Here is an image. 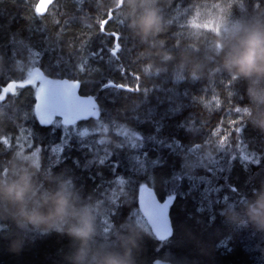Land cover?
<instances>
[{
  "label": "trees",
  "instance_id": "16d2710c",
  "mask_svg": "<svg viewBox=\"0 0 264 264\" xmlns=\"http://www.w3.org/2000/svg\"><path fill=\"white\" fill-rule=\"evenodd\" d=\"M36 1L0 0V140L11 137V144L0 148V177L8 179L27 170L40 190L63 182L79 203L96 204L90 250L128 246L135 264H148L146 257L156 255L155 250L169 264H264V231L230 220L233 213L244 212L253 190L264 183V161L257 165L240 158L241 151L253 156L254 148L264 150V128L255 122L264 105L250 101L246 92L249 81L233 77L222 63L223 52L234 41L237 28L264 23V0H149L162 17L163 30L151 38L163 41L158 47H150L130 26V20L142 10L140 0H87L82 10L75 0H54L43 15L36 13ZM109 16L116 29L109 24L106 31H121L130 41L129 54L124 55H129L133 67L126 75L112 71L108 54L103 60L88 55L99 46V40L105 39L98 31ZM17 32L13 55L9 52L13 48L11 34ZM58 60L62 62L56 67ZM81 62L85 72H63L66 64ZM121 62L127 61L122 57ZM149 62L152 69L145 68ZM31 69L52 81H80L76 84L78 93L95 96L99 115L78 119L76 126L41 125L36 88L29 78ZM107 79L127 88L105 89L101 85ZM227 82L234 85L229 89L235 93L231 98L224 87ZM18 84L25 87L19 89ZM185 90L188 97L183 95ZM214 96L222 109H217ZM177 102H182V109L170 113L169 105ZM230 107L240 108V114L229 113ZM221 118L225 123L229 119L246 120L242 136L246 148L229 143L226 134H207ZM52 119L62 122L58 116ZM151 121L164 125L156 139H149L153 134ZM180 122L182 127L177 126ZM65 128L71 135L62 145L61 163L49 167L56 159L51 146L60 145ZM161 137L168 138L166 143L175 137L185 144L177 145L174 153L156 142ZM189 141L191 146L186 144ZM88 143L91 148L82 146ZM145 150L148 159L143 155ZM229 151L236 153L231 163ZM130 155L135 157L132 161ZM157 158L160 164L155 165L152 161ZM77 159L80 166L73 173L69 168ZM117 162L118 167H114ZM134 168H147L149 180ZM173 169L181 180L162 184L161 176ZM116 176L124 182L117 181ZM237 177L240 182L245 178L246 183L238 195L220 194L222 198L214 208L219 218L215 223L207 220L206 211L196 212L198 206L217 197L208 190L226 186ZM136 181L152 188L159 200L166 198L175 184L177 197L169 210L173 235L169 238L157 240L148 227L137 224ZM117 207L111 231L106 234L101 222ZM222 240L230 242L221 244ZM12 242L15 249L10 247ZM78 245V240L64 232L44 233L39 228L17 225L7 213L0 216V264H72L69 257Z\"/></svg>",
  "mask_w": 264,
  "mask_h": 264
},
{
  "label": "clouds",
  "instance_id": "9594fccd",
  "mask_svg": "<svg viewBox=\"0 0 264 264\" xmlns=\"http://www.w3.org/2000/svg\"><path fill=\"white\" fill-rule=\"evenodd\" d=\"M140 5L142 10L130 20V26L150 47H158L163 41L151 38L163 30L160 12L150 6L149 0H140ZM236 32L234 41L223 52L222 63L233 77L249 81L246 88L249 100L264 105V23L254 22L243 29L237 28ZM219 43L221 49L226 47L222 40ZM168 55L164 53L165 58ZM145 68L152 69V63L146 64ZM255 122L264 128V109ZM95 211L96 204L79 203L77 195L66 183L40 190L27 170L8 179L0 177V216L7 213L17 225L39 228L44 233L64 232L78 240L79 245L69 257L72 264H135L132 248L128 246L122 250H90ZM230 220L250 223L264 231V183L253 190L244 212L233 213ZM10 247L15 249V242Z\"/></svg>",
  "mask_w": 264,
  "mask_h": 264
},
{
  "label": "snow or ice",
  "instance_id": "6c2138e0",
  "mask_svg": "<svg viewBox=\"0 0 264 264\" xmlns=\"http://www.w3.org/2000/svg\"><path fill=\"white\" fill-rule=\"evenodd\" d=\"M75 2L77 4H79L81 10L87 4V0H75ZM109 24L113 25V27L116 29V26L113 24L112 17L109 16L108 19L105 21L104 28L100 29L98 31V35L103 36L105 39L99 40V46L96 49L91 50L88 53V55L92 58L99 57L101 60H103L104 54L105 53L108 54L107 64L112 69V71H118L122 75H126L128 72V69L133 67L132 61L129 59V55L128 56L124 55L125 53L129 54L130 49H129L128 45H129L130 41L124 35V33L121 31H118V30L106 31V28ZM17 35H18V32L11 34L12 40H10V43H13V41L15 40V37ZM178 43H179V41H178ZM28 46L31 47L30 44ZM9 52L11 54L15 55L16 50H15V44L14 43H13V48L11 50H9ZM122 57L127 61L126 63L121 62ZM61 62L62 61L58 60L56 63V67H59ZM85 70L86 69L84 67L83 62L77 63V64H72V65L66 64L65 67L63 68V72H69V73L75 72L77 74L85 72ZM132 79L138 81V77H135L133 75H132ZM79 83H80V81L76 82L77 86L79 85ZM101 86L105 89H108V88L125 89V88H127L124 86V84L114 83V81L112 79H107V83H104ZM24 87H25V85H19V84L17 85V88H19V89H23ZM224 87L226 89V93H227V96L229 98H231L235 95V93L233 91L229 90V89H232L234 87V85L231 82H227L226 85H224ZM0 90H3V88ZM129 91H139V89H130ZM144 91H145V93H147L148 90L145 89ZM167 91L173 92L174 89H168ZM183 95L185 97H188L189 96L188 90H185L183 92ZM216 98H217V96H214L213 100L216 103L217 109H222L221 101L219 103H217ZM88 99L91 100V97H89ZM171 99H172V97H169V100H171ZM36 100H37L36 107L38 109L40 107V102L42 100V97L39 93H37V95H36ZM43 102L48 107V117L46 119L39 120L41 125H50V124H54V123H60V124H63L65 126L74 125V124L76 126V117L66 110V103L67 102L63 97L56 95V94H52L46 98H43ZM182 107H183L182 102H177L175 104H170L168 111L172 114H175V113L179 112L182 109ZM232 111H234L236 114L239 115L241 112V109L236 108V107L233 109L230 107L228 109V112L231 113ZM57 112H59L61 115H63L64 119L62 122L52 119V116ZM188 118H190V117H188ZM188 118H185V119H188ZM134 119L140 120L141 118L139 116H135ZM151 123L153 124V134L149 136V139H156V134H158L162 131L164 125L160 121H151ZM237 125H239V126H237ZM247 125L248 124H247L246 120L243 118H239L238 120L229 119L226 123L223 120V118H221L215 124V126L208 129L207 134L209 136H216L218 134H220V135L226 134V139L228 140L229 143L238 145V149L241 148L242 146L246 148L247 145L243 144L242 136H243V129ZM177 126L182 127L183 122L178 123ZM200 131H203V129L201 128ZM54 132H55V129H53V133ZM138 134L142 135L141 133H138ZM234 134H238L235 136V140L233 139ZM70 135H71V133H70L69 129L65 128L64 129V135L61 136L60 145L53 144L51 146V151L53 154L56 155V159L49 163V165H48L49 167L58 166L61 163L60 153L63 151L62 145L67 144V139L65 137H68ZM81 135H84V133L81 132ZM167 139L168 138H166V137H161L158 140H156V142L158 144H163L164 146L169 147L170 149L173 150L174 153L176 152L177 145H184L185 144V143H182L179 139H176L175 137L171 138L170 143H166ZM5 143L10 145L11 144V137H7L3 140H0V148H3ZM186 144L191 146L192 142L189 141ZM82 146H85L88 148L92 147L91 143H88L87 145L82 144ZM58 149H59V151H58ZM252 151H253V156H245L244 152L241 151L240 152L241 160H252L253 163L260 165L262 163V161H264V150H261L259 148H254ZM229 153H230V155L228 157V160H229V163H231V161L233 159H235L236 153L233 151H229ZM143 155H144L145 159L149 158L146 150L144 151ZM106 158H107V156L102 158L100 160V163L103 164ZM134 158L135 157L131 156V155L128 157L129 161H132ZM152 163L155 165H158V164H160V159L157 158L156 160L152 161ZM79 166H80V161L77 159V160L73 161V167L69 168V169L74 173V169L78 168ZM114 167H118V162ZM243 167L245 169V172L247 173V171H248L247 164L243 165ZM133 171H135L139 174H142L146 180H149L147 168H134ZM262 172H264V170H262ZM152 173H153V181H154V178H155V169L154 168L152 169ZM175 173H176V171H175V169H173V171L171 173L167 174L166 176H161V183L164 185H167L172 181H180L181 176H177ZM113 174L115 175V171ZM247 175H246V177H247ZM91 179L95 180V177L93 176V177H91ZM201 179H203V178H201ZM116 180L121 182V183L124 182L120 176H116ZM107 183H111V181H108ZM135 183L139 184V191L141 193V198H140V203H141L142 202V194L145 190L146 184L140 183L139 181H136ZM245 183H246L245 178L243 179L242 182H240V177H237L236 180H234L230 183H227L226 186L221 185L220 187H215V188L208 190V191H212V192L217 193L218 194L217 197L215 199H208L206 205L198 206L195 209L196 212L204 213L206 211L207 212V220L210 221L211 223H215L219 218L215 215L214 208L216 205L219 204V199L222 198V195H220V194L222 192H228L231 195H238L241 188L244 186ZM176 197H177V192L175 191V184H173V188L169 190V194L166 196V198H163V203H159L158 205H154L150 210L151 214L154 216V219L156 220L158 225L164 229L163 233L158 238L159 240H163L165 237H170L173 235V226L171 225V223L169 221L168 209L171 205L174 204ZM223 198H226V197H223ZM118 211H119V208L117 207L115 210L110 211L107 214V216L102 220L101 223H102V229H103L104 233L107 234L111 231V228L113 225V223L111 221L115 220ZM228 242H230V241H227L226 243H228ZM220 243L226 244L224 242V240H222ZM155 251H156V255L146 257L148 264H154V262H156L158 259H160L162 257L159 250H155Z\"/></svg>",
  "mask_w": 264,
  "mask_h": 264
},
{
  "label": "water",
  "instance_id": "95a60500",
  "mask_svg": "<svg viewBox=\"0 0 264 264\" xmlns=\"http://www.w3.org/2000/svg\"><path fill=\"white\" fill-rule=\"evenodd\" d=\"M54 0H37L35 4V11L39 15H43L46 13L48 7ZM48 80V84L45 91L40 93L42 100L40 102V107L37 109L36 113L38 119H46L48 117V107L43 102V98H46L52 94L59 95L66 100V110L78 119H87V118H96L99 115V110L97 108V104L95 101V96L91 94H79L77 91V86L74 82L61 79L57 81ZM91 97V100L88 98ZM37 104V103H36ZM58 116L63 121L64 117L59 112L55 113L53 117ZM141 193H138V209L140 214L146 221L147 226L151 230L152 234L155 236L157 240L160 235L163 233L164 229L161 228L154 216L151 214L150 210L154 205H158L159 203H163V200H159L155 195L152 188L145 186V190L142 194V202L140 203ZM170 207L168 209L169 214ZM169 221L172 225L171 218L169 215ZM169 237H165L163 240ZM162 241V240H161ZM164 262L161 259H158L156 262ZM154 262V264H156ZM165 263L169 264L165 261Z\"/></svg>",
  "mask_w": 264,
  "mask_h": 264
},
{
  "label": "rangeland",
  "instance_id": "374dc122",
  "mask_svg": "<svg viewBox=\"0 0 264 264\" xmlns=\"http://www.w3.org/2000/svg\"><path fill=\"white\" fill-rule=\"evenodd\" d=\"M29 78H31V81L34 83L35 88H36V95L37 93H42V91L46 90L47 84H48V80L45 79L44 77H42V75L38 72L35 71L33 69H31L30 73H29ZM61 119V118H60ZM135 219L137 220V224L142 223L144 224L146 227V221L143 218V216L140 214V212H138V214H135ZM156 264H167L164 262H156Z\"/></svg>",
  "mask_w": 264,
  "mask_h": 264
},
{
  "label": "bare ground",
  "instance_id": "6f19581e",
  "mask_svg": "<svg viewBox=\"0 0 264 264\" xmlns=\"http://www.w3.org/2000/svg\"><path fill=\"white\" fill-rule=\"evenodd\" d=\"M37 2V1H36ZM36 4V3H35ZM149 228V227H148Z\"/></svg>",
  "mask_w": 264,
  "mask_h": 264
}]
</instances>
